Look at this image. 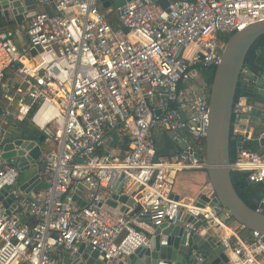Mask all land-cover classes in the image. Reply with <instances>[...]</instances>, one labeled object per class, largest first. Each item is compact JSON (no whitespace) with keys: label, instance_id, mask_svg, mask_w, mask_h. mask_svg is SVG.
I'll return each instance as SVG.
<instances>
[{"label":"built area","instance_id":"obj_1","mask_svg":"<svg viewBox=\"0 0 264 264\" xmlns=\"http://www.w3.org/2000/svg\"><path fill=\"white\" fill-rule=\"evenodd\" d=\"M116 1L42 0L54 3L53 14L40 9L28 19L25 43L0 36V191L14 204L11 209L0 200V264H65L57 251L75 256L85 245L112 264L148 246L155 227L174 223L181 210L194 218L184 224L188 232L218 231L228 264H263V234L242 238L218 203L175 198L172 178L183 170L206 173L210 86L199 70L219 62L220 35L264 19V0ZM246 72L244 83L251 82ZM252 83L264 88V77ZM253 108L264 114V103L235 99V142L252 139ZM22 121L54 146L41 148L34 166L44 187L29 193L19 187L16 163L1 156L12 123ZM258 124L259 141L264 116ZM154 128L177 133L184 145L171 156L158 155ZM261 146V152L245 145L236 150L231 171L264 184ZM119 182L121 193L139 196L134 214L104 208ZM207 186L211 200L215 193Z\"/></svg>","mask_w":264,"mask_h":264},{"label":"water","instance_id":"obj_2","mask_svg":"<svg viewBox=\"0 0 264 264\" xmlns=\"http://www.w3.org/2000/svg\"><path fill=\"white\" fill-rule=\"evenodd\" d=\"M123 2L124 0H117L115 4L120 6ZM105 5L107 3H104ZM53 8V2L47 3L42 0H0V23L12 17L21 25L24 20H28L40 9L51 16ZM263 35L264 19L232 32L224 43L219 62L213 66L214 72L209 88V120L204 136V158L208 182L215 196L209 200V197L202 194L199 200L209 205L218 203L242 227L264 235V203H259L263 192L256 194L253 199L257 207L249 206L235 190L230 169L232 108L236 88L250 47ZM31 52L34 54L35 50L32 49ZM246 69V76L251 82H259L261 77H264V74L259 76L248 67ZM241 88H246V85L242 84ZM253 91L264 96V88L255 86ZM251 113L255 123H259L264 116L259 108H253ZM43 140V134L38 139H24L16 132H12L3 145L1 156L16 163L20 176L34 165L42 153ZM174 140L177 142L176 138ZM259 141L261 145H264V137ZM249 142V140L238 138L236 150L239 151ZM179 145L182 147L184 144L179 143ZM153 160L155 161L156 157ZM40 181L39 173L35 172L27 180L20 181L19 187L29 193ZM247 183L252 184L248 179ZM120 186L121 182L114 186L110 197L105 200L104 208L108 211L115 208L113 212L115 215L127 212L131 208L129 214H134L139 209V204L136 202L139 196L133 198L121 193ZM0 200L10 204L11 209L13 208L12 196L8 195L6 190L0 191ZM186 222L194 223V218L181 210L174 223L163 222L155 227L148 246H139L112 264H157L160 260H165L168 264H228V255L220 244L218 234L213 229L202 231L199 228L188 232L184 226ZM162 241L165 243L162 244ZM63 262L65 264H106L98 258V251L92 249L90 245L79 247L75 256L64 255Z\"/></svg>","mask_w":264,"mask_h":264},{"label":"trees","instance_id":"obj_3","mask_svg":"<svg viewBox=\"0 0 264 264\" xmlns=\"http://www.w3.org/2000/svg\"><path fill=\"white\" fill-rule=\"evenodd\" d=\"M232 33L220 35L221 42L224 44L227 38ZM6 35V34H4ZM249 68L254 74L262 75L264 74V35L259 37L253 45L250 47L244 61L243 68ZM214 68H202L199 70L200 78L210 86L212 76H213ZM242 80V75L239 78L238 85L236 88L235 99L240 95H246L251 98H256V96H260L256 92L253 91V83L247 82ZM246 84V88L242 89L241 85ZM12 125L15 127V131L17 135L24 139H38L41 135V132L34 128L29 122L22 121V122H14ZM162 143H160L154 136H152L156 151L158 155L162 156H171V151H175L179 149V145L174 140L172 136L168 134V132L163 131L162 133ZM128 137H125L123 141L120 142V148L123 150L127 147ZM202 144L204 145V139L202 140ZM246 148L250 150H255L261 152L263 150L262 146L256 141H250L248 144L245 145ZM41 148L44 151H47L51 148H54L51 144H43L41 142ZM236 155V142L235 140L230 141V158L231 160L234 159ZM231 179L234 185L235 190L237 191L238 195L241 199L247 203L249 206L256 208L257 204L253 202V199L256 194L261 191H264V184L262 183H252L248 184L246 179L245 172L239 171H231ZM44 187V183L41 180L40 183L36 186L35 190H39ZM232 219L231 216L228 220ZM233 220V219H232ZM32 221V220H31ZM30 221V222H31ZM242 231H245L244 233ZM242 231L239 233L240 237L248 238L250 236V230L246 228H242Z\"/></svg>","mask_w":264,"mask_h":264},{"label":"crops","instance_id":"obj_4","mask_svg":"<svg viewBox=\"0 0 264 264\" xmlns=\"http://www.w3.org/2000/svg\"><path fill=\"white\" fill-rule=\"evenodd\" d=\"M27 24H28V20H24L23 23L21 25H19L11 17L7 21H3L0 23V36H3L4 34H11L15 38L14 32L18 29L22 30L24 35H25L24 30H25V27ZM16 40L21 44L26 42V39L24 42H20L18 39H16ZM251 119H252V117H251ZM259 125L260 124H258V123L252 124L254 132H252V139L250 141L256 140L260 144V141H258L256 139V137L259 133ZM162 133H163V131L158 129V128H154L152 130V136H154L156 138V140H158L160 143H162V141H163L162 140V138H163ZM168 134L170 136H172L173 138H176L178 136L177 133H173V132H168ZM260 146H261V144H260ZM172 154L173 153H171V155ZM36 171L37 170H35L34 173ZM172 179H173L172 180V191H173V196L175 198L191 199V200L195 201V204L203 205V203L199 200V196H201L202 194H205L206 196H208V186H207L208 185V178H207V175L204 171L183 170L181 172H177ZM19 180H20V176H19ZM35 188L32 191H34ZM32 191H30V192H32ZM14 214L18 216V214H19L18 210H15ZM20 217L25 222H30L31 220H33L32 217L27 216V215L24 216V215L20 214ZM229 221L230 220L226 221L227 224L230 226L236 227L238 233H240L242 231V228H243L242 226H239L235 222H229ZM203 231H205V230H203ZM214 231L216 233H218V231H216V230H214ZM56 255L60 256L61 258H63V256H64V254L59 252V251H57ZM262 261L264 264V258L262 259Z\"/></svg>","mask_w":264,"mask_h":264},{"label":"rangeland","instance_id":"obj_5","mask_svg":"<svg viewBox=\"0 0 264 264\" xmlns=\"http://www.w3.org/2000/svg\"><path fill=\"white\" fill-rule=\"evenodd\" d=\"M14 36L20 42H24L25 41V39H24L25 38L24 37L25 35H24L23 31L20 30V29H18V30H16L14 32ZM254 100L259 101L261 103H264V96H261V95L260 96H256V98H254ZM35 170H36L35 169V166L34 165H31V167L28 170H26L25 172H23V173L20 174V180L19 181L27 180L30 176H32V174L34 173ZM229 222H235V221L232 220V219H230ZM235 223H237V222H235ZM238 225H240V224H238ZM242 232L244 233L245 231H242Z\"/></svg>","mask_w":264,"mask_h":264}]
</instances>
